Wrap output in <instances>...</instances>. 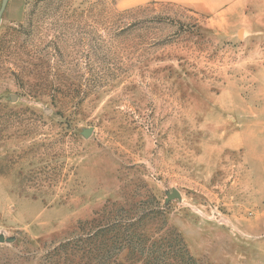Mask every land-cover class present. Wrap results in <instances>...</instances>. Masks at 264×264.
I'll return each instance as SVG.
<instances>
[{"label": "rangeland", "instance_id": "1", "mask_svg": "<svg viewBox=\"0 0 264 264\" xmlns=\"http://www.w3.org/2000/svg\"><path fill=\"white\" fill-rule=\"evenodd\" d=\"M0 264H264V0H0Z\"/></svg>", "mask_w": 264, "mask_h": 264}, {"label": "trees", "instance_id": "2", "mask_svg": "<svg viewBox=\"0 0 264 264\" xmlns=\"http://www.w3.org/2000/svg\"><path fill=\"white\" fill-rule=\"evenodd\" d=\"M123 218L118 219L116 217L115 218L109 217L108 220L106 219L105 223L99 224L95 226L91 231H89V233L87 234V238L84 239V241H87L90 244H95V245L97 244L96 247L99 249L97 253L98 254L104 253L106 255H109V257L112 256L114 252L117 253L125 248L130 247L132 243L135 241L134 239L140 237V235H137L136 232V230L138 229L137 223L140 222L139 219H143V217H140L136 221H133L132 220L133 218H125V219ZM143 247H144V252H146L147 251L146 246L143 245ZM160 249H161V245L159 246L153 243V245H151L150 249L148 250L152 254ZM176 251L178 253V251L180 250L176 249ZM128 252L131 253V251ZM151 254H148L147 256H152ZM151 258L152 257H150L146 261L149 262L153 261V263H155V261L157 260L159 261V263H162L163 261L161 260L160 255H157L156 259L154 260H151Z\"/></svg>", "mask_w": 264, "mask_h": 264}, {"label": "crops", "instance_id": "3", "mask_svg": "<svg viewBox=\"0 0 264 264\" xmlns=\"http://www.w3.org/2000/svg\"><path fill=\"white\" fill-rule=\"evenodd\" d=\"M259 0H117L118 4L146 2L170 3L186 7L194 12L205 13L211 19H242L247 7Z\"/></svg>", "mask_w": 264, "mask_h": 264}]
</instances>
